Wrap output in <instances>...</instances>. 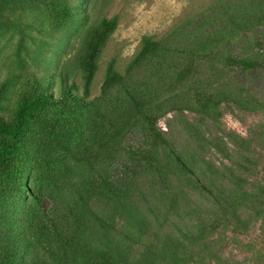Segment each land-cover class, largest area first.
Wrapping results in <instances>:
<instances>
[{"label":"trees","instance_id":"16d2710c","mask_svg":"<svg viewBox=\"0 0 264 264\" xmlns=\"http://www.w3.org/2000/svg\"><path fill=\"white\" fill-rule=\"evenodd\" d=\"M113 1L0 0V264H229L212 238L264 206V174L248 186L251 140L223 119L225 106L264 118V99L233 80L264 73L254 36L264 0L217 1L221 25L180 41L144 36L124 73L116 60L107 65L95 96L119 26ZM181 112L221 133L210 141L184 121L200 148L211 144L229 165L177 149L159 122ZM144 174L164 221L193 212L182 211L193 192L207 201L209 221L163 232L138 199Z\"/></svg>","mask_w":264,"mask_h":264},{"label":"rangeland","instance_id":"374dc122","mask_svg":"<svg viewBox=\"0 0 264 264\" xmlns=\"http://www.w3.org/2000/svg\"><path fill=\"white\" fill-rule=\"evenodd\" d=\"M217 1L220 0H114L108 11L110 17H119V26L103 54L94 82V95L100 96L102 93L107 65L116 60L117 69L124 73L139 51L144 36L161 39L175 33L173 41H180L198 29L206 32L217 29L221 25L220 7L214 6ZM243 1L245 0H222V4L233 5ZM247 36L252 37L250 34ZM254 36L261 38L264 43V25L255 31ZM233 80L246 85L264 99V73L259 69L240 71ZM223 119L227 131L236 132L251 140L252 176L249 178L251 185L248 186L255 187L264 174V118L261 113H247L235 106H225ZM184 121L198 125L210 141L221 135L210 122L189 112L172 113L160 120L159 127L183 154L195 155L200 163L210 162L219 168L229 165L211 144L200 148L187 133ZM130 142L133 145L140 144V134L133 132ZM151 180L147 174L139 177L141 194L138 199L144 209L152 217H156L155 224H160L163 232H173L175 227L184 225L192 229L194 225L202 226L209 221L205 215L208 210L207 201L194 192L190 194L188 204L182 203V211L188 208L193 212L182 218L172 216V223L164 221L163 215L155 210L157 188L153 187ZM196 210L202 215L199 216ZM242 218L245 225L233 223L226 230L220 229L211 243L222 260L229 264H264V206L260 216L244 213Z\"/></svg>","mask_w":264,"mask_h":264}]
</instances>
